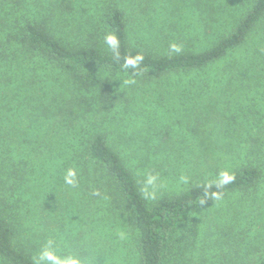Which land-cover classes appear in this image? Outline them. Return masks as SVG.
Wrapping results in <instances>:
<instances>
[{
  "label": "trees",
  "instance_id": "1",
  "mask_svg": "<svg viewBox=\"0 0 264 264\" xmlns=\"http://www.w3.org/2000/svg\"><path fill=\"white\" fill-rule=\"evenodd\" d=\"M244 1L194 0L186 12L185 0H0V264H36L49 241L58 257H68V247L60 249V231L70 224L71 240H96L95 214L130 226L139 264L177 258L187 264L181 256L202 234L192 217L196 203L214 193H240L246 204L264 205V0H249L248 10ZM229 21L230 33L215 43ZM108 34L117 37V49L105 42ZM137 55L143 57L137 66L125 67ZM221 61L222 75H212ZM180 72L206 75L185 80V88L224 98V110L210 108V123L199 110L182 117L197 144L169 141L168 127L164 140L142 133L135 144L127 138V153L116 151L108 130L97 128L109 119L104 105L133 101L131 93L116 89L117 78ZM50 80L58 82V91L47 89ZM80 115L86 125L65 130L63 122ZM205 133L224 140L198 137ZM197 150L202 154L193 155ZM69 169L73 184L65 180ZM222 172L232 180L217 187ZM179 177L178 188L190 178L185 190L151 198L160 179ZM78 200L96 213L68 211ZM216 230L214 242L232 248L230 261L237 263L242 231L233 221L218 222ZM193 264L207 263L198 257ZM256 264H264V254Z\"/></svg>",
  "mask_w": 264,
  "mask_h": 264
},
{
  "label": "rangeland",
  "instance_id": "2",
  "mask_svg": "<svg viewBox=\"0 0 264 264\" xmlns=\"http://www.w3.org/2000/svg\"><path fill=\"white\" fill-rule=\"evenodd\" d=\"M193 1L194 0H185V3L189 4L186 12H190L194 9V7H192ZM248 2L249 0L243 2L242 9L245 8V10H248V8H246L249 5ZM180 23H182V21H180ZM230 23L234 24V22L229 21V23L225 25V30L215 39V43L224 32H227L226 34L230 33ZM161 24L162 21L158 19L157 26L159 28L161 27ZM227 26L228 28H226ZM159 45L161 44L158 42L157 46ZM211 45L210 43L204 45L199 44L197 48H195V51H203ZM150 46L153 50L157 49L152 44H150ZM223 62L225 61L213 65L215 66V69L212 68V75H222V70L224 69ZM217 66H219L220 69H216ZM197 74L200 75H195L194 73H189L187 75L186 73L180 72L167 73L164 75H143L138 78H128L123 76L117 78L116 89H125L131 93L133 95V101L129 102L130 105L125 104V107L123 105L121 106L118 101H114L112 104L110 101L104 105L105 112L109 116V119L104 123H98L100 126L97 130L102 132L105 127L108 130L106 139L114 149L120 153H127L129 151V143L127 141L129 138L132 137L131 139L135 140L136 138L139 140L142 133L151 140L156 138L157 141L159 138L164 140L169 134V141L171 142H184L190 147L195 146L199 139L194 137L188 131L187 121L185 119L183 120L182 117L195 114L199 110L203 115L210 116L209 118H206L207 122L210 123L212 119L211 116L215 114L210 112V108H212L213 105L216 106L215 104H217L222 110L225 109L224 98L219 92L200 94L193 90V87L185 88V85L187 84L183 83L185 80L191 78L196 80L205 79L206 75L203 73ZM194 76H196V78H194ZM47 89L50 91L57 89L58 91V82L56 81L53 84L50 80ZM230 98L231 97H229V99ZM235 98H238L235 100L238 102L239 97L235 96ZM218 106L216 107L218 108ZM85 116L89 115L86 114ZM147 119H150L153 122H147L148 125L142 122V120ZM178 120H180L183 125H179ZM222 122L223 120H221V123ZM63 123L65 130L67 131L72 130V128L77 125H86V121L82 119L81 115L76 119L70 118L69 121L67 120ZM210 125H212V122ZM47 126L48 124L44 125L42 130L36 132L35 135H40V133L44 132V129L46 130ZM149 126L154 128L148 130ZM146 128L148 131L145 130ZM167 128L169 129L168 134L165 132L167 131ZM200 135L201 136L198 137H201V139H204L207 142H212V140H215L216 138L219 140L221 139L222 141L224 140L221 134L208 136L207 133H205ZM225 140H227V138ZM135 143L136 140L134 144ZM187 151L185 150L181 152L182 155H187ZM188 154H191V152ZM200 154L202 153L199 150L193 153V155ZM182 170L187 178L191 177V175H186L188 172H186L185 169ZM178 179L179 181L177 182L168 178L160 179V186L158 188L155 186L150 189L151 198L162 195L165 191H173L176 188V193L185 190L188 187L190 178L183 182L186 185L185 188H178L184 178L179 177ZM72 209H77L75 211L78 213H96V210L94 208L92 209V207L84 209V204L82 205L79 200L76 201L74 205H71L68 208V211H72ZM192 217L193 221L200 225L199 231L202 234L198 238H195L188 248L184 250V255L181 257H184L187 264H193L198 257L204 258L207 264H256V261H258V259L264 254V205L256 204L252 206L246 204L245 195H241L240 193H230L219 196L218 198L214 197L209 200H201L196 203V206L192 210ZM34 221L37 222V219L35 218ZM220 221H225L227 223L233 221L234 225H237L238 229L242 231L240 238L243 239L240 241L241 246L239 254L237 255V263H233L235 259H232V248L229 247L227 249L225 244H222L220 247L214 242V240L220 237L219 232L216 230V225ZM115 224L117 223H115L112 218L110 224L105 217L99 218L98 215L95 214L92 226L100 233V236H98L96 240H88L87 237H84L82 240H74V238L71 240V238L68 237V234H70L72 226L66 224L65 228L62 229L59 234L60 241L63 244L60 249L63 250L64 247L67 246V254L79 258L83 264L85 258L95 264H139V252L134 232H132L130 226H128L126 222H124V225L120 226L119 223L118 225ZM54 227L55 224L53 225V228ZM84 227L87 228L88 225L85 224ZM50 236H54L52 230ZM223 243H225V241ZM226 244L228 245L229 243ZM55 251L58 252L60 250L56 249ZM86 251L88 254L84 255ZM175 251L179 250L176 249ZM228 252H230V254H228ZM61 258H64V256ZM188 259L191 261H187ZM230 259H232L233 262L230 261ZM171 264L181 263L179 258H177Z\"/></svg>",
  "mask_w": 264,
  "mask_h": 264
},
{
  "label": "clouds",
  "instance_id": "3",
  "mask_svg": "<svg viewBox=\"0 0 264 264\" xmlns=\"http://www.w3.org/2000/svg\"><path fill=\"white\" fill-rule=\"evenodd\" d=\"M105 42L111 47L112 49H117L119 45V41L117 37L113 34H108L105 36ZM172 48L174 51H179V47L176 45H172ZM143 59L141 55H137L136 57L132 58L129 57L126 59L125 67H136L137 64ZM75 172L72 169H69L67 172V175L65 177V180L68 184H73L75 182ZM153 177L148 178V183L151 184L153 182ZM232 180V176L227 172H222L219 177V181L217 184V187L223 186L227 183H229ZM214 196H217L218 194H213ZM36 264H81V261L79 258L74 256H68V257H58L51 248V241H49V244L45 246V248L41 251L39 255V259L37 260Z\"/></svg>",
  "mask_w": 264,
  "mask_h": 264
}]
</instances>
